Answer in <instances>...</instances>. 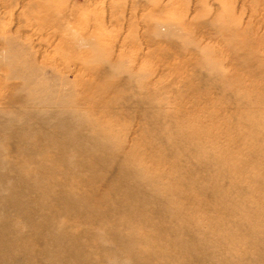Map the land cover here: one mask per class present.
<instances>
[{"label":"rangeland","instance_id":"obj_1","mask_svg":"<svg viewBox=\"0 0 264 264\" xmlns=\"http://www.w3.org/2000/svg\"><path fill=\"white\" fill-rule=\"evenodd\" d=\"M0 127V264H264V0H0Z\"/></svg>","mask_w":264,"mask_h":264},{"label":"bare ground","instance_id":"obj_2","mask_svg":"<svg viewBox=\"0 0 264 264\" xmlns=\"http://www.w3.org/2000/svg\"><path fill=\"white\" fill-rule=\"evenodd\" d=\"M122 99V98H121ZM20 101V100H19ZM22 101H20V103H21ZM32 123V122H31ZM1 128V127H0ZM34 128V127H33ZM22 130V129H21ZM35 130V129H34ZM50 130V129H49ZM53 130V129H52ZM32 131V130H31ZM7 132V131H6ZM24 132V131H23ZM53 132V131H52ZM1 133H3V134H5V132L3 131V132H1ZM9 133V132H8ZM56 133V132H55ZM9 134H12V133H9ZM52 134V133H51ZM48 135V134H47ZM56 135H58V134H56ZM13 136V135H12ZM21 136V135H20ZM19 136V137H20ZM24 136V135H23ZM49 136H50V132H49ZM68 136V135H67ZM5 137V136H4ZM14 137V136H13ZM12 137V138H13ZM72 137V136H71ZM9 138V137H8ZM52 138H54V137H52ZM57 138H59V137H57ZM13 140V139H12ZM49 140H50V138H49ZM51 140H53V139H51ZM55 140V139H54ZM14 141V140H13ZM20 141H21V139H20ZM56 141V140H55ZM58 141H59V139H58ZM60 141H62V140H60ZM63 141H65V140H63ZM69 141V140H68ZM17 142H18V140H17ZM22 142H23V140H22ZM22 142H20V143H22ZM25 142V141H24ZM47 142H48V140H47ZM51 143V142H50ZM18 144H19V142H18ZM67 144H69V142H67ZM17 145V144H16ZM25 145V144H24ZM23 145V143L21 144V146L23 147L24 146ZM62 145H64V144H62ZM53 146V145H52ZM68 146V145H67ZM72 146V145H71ZM20 147V146H19ZM26 147V146H25ZM72 149V148H71ZM84 148H82V150H83ZM86 150V149H85ZM85 150H84V152H85ZM63 151V150H62ZM43 152V151H42ZM45 152V151H44ZM69 153V152H68ZM86 153V152H85ZM63 154V153H62ZM43 155V154H42ZM66 155V154H65ZM83 155V154H82ZM1 157V156H0ZM14 157V156H13ZM65 157V156H64ZM33 159V158H32ZM82 159H84L83 157H82ZM86 159V158H85ZM88 159V158H87ZM1 161V160H0ZM30 161V160H29ZM31 161H33V160H31ZM37 161V160H36ZM23 162V161H22ZM33 163V162H32ZM84 163V162H83ZM19 165V164H18ZM91 166V165H90ZM114 183V182H113ZM115 184V183H114ZM54 188H55V186H54ZM53 191V190H52ZM131 191V190H130ZM131 193V192H130ZM53 194V193H52ZM26 197V196H25ZM37 201V200H36ZM51 203V202H50ZM25 204V203H24ZM31 207H34V206H31ZM38 208V207H37ZM21 209V208H20ZM24 209V211H25V208H23ZM30 209H32V208H30ZM34 209V208H33ZM45 209V208H44ZM36 210V209H35ZM39 210V209H38ZM33 211V210H32ZM30 212V211H29ZM35 212V211H34ZM28 213V212H27ZM38 213H39V211H38ZM37 214V213H36ZM16 215H18V214H16ZM25 215H26V212H25ZM29 217H30V215H28ZM20 217V216H19ZM33 216H31V218H32ZM39 217V216H38ZM40 218V217H39ZM43 218V217H42ZM33 219V218H32ZM45 219V218H44ZM35 221V220H34ZM45 222H47V221H45ZM40 223H41V221H40ZM43 223V222H42ZM31 224V223H30ZM35 224H37V222L35 223ZM39 224V223H38ZM28 225V224H27ZM30 226V225H29ZM32 226V225H31ZM35 226V225H34ZM42 226V225H41ZM36 227H38V226H36ZM36 227H35V229H36ZM1 228V227H0ZM5 230V229H4ZM1 231V230H0ZM33 231V230H32ZM6 232V231H5ZM22 246V245H21ZM20 246V247H21ZM12 258V257H11Z\"/></svg>","mask_w":264,"mask_h":264}]
</instances>
